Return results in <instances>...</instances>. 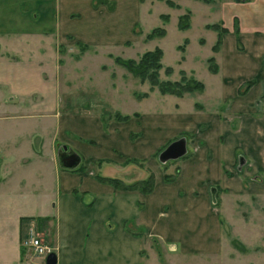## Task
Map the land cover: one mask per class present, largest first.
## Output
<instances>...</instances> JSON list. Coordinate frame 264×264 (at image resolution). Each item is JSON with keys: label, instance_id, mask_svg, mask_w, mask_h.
<instances>
[{"label": "crops", "instance_id": "0c3cea01", "mask_svg": "<svg viewBox=\"0 0 264 264\" xmlns=\"http://www.w3.org/2000/svg\"><path fill=\"white\" fill-rule=\"evenodd\" d=\"M242 1L226 0L221 7L227 11V30L215 52L218 69L211 72L218 77L214 104H224L221 114L185 115L190 127L198 118L205 122L198 135L203 150L180 159L169 181L150 167L152 188L142 192L97 180L92 174L101 168L90 164L83 170L78 164L58 165L56 151L62 143L76 151L80 139L99 137L102 145L91 143L95 154L82 152L95 159L108 155L111 139L95 137L96 129L94 136L64 133H74L75 118L91 119L94 125L98 119L69 117L59 108L57 55L48 39L61 32L55 28L57 0H0V264H45L40 257L45 255L22 244L29 233L50 247L55 264H224L222 206L207 198V188L216 184L232 193L264 191V0L254 3L263 7L256 18L249 9L257 8ZM247 79L252 84L237 94ZM237 147L250 164L242 177L233 170ZM122 168L123 176L111 177L126 184L149 174L134 164ZM251 173L262 180L245 185L243 178ZM230 219L238 224L240 237H248L245 229L251 227L264 234V214ZM152 239L158 247L147 242Z\"/></svg>", "mask_w": 264, "mask_h": 264}, {"label": "rangeland", "instance_id": "374dc122", "mask_svg": "<svg viewBox=\"0 0 264 264\" xmlns=\"http://www.w3.org/2000/svg\"><path fill=\"white\" fill-rule=\"evenodd\" d=\"M225 1L57 0L55 28L61 32L48 34V39L57 55L59 108L69 117L85 114L98 119L94 125L91 119L85 122L84 118H75L74 133L70 130L64 133L77 138L78 133L94 136L97 130L95 137L99 134L104 139H111L108 155L95 159L84 158L83 153L95 154L96 148L91 143L102 145L103 139L79 140L83 147L75 148L80 156L78 167L81 170L90 164L101 168L92 174L97 180L98 177H109L120 181L117 177L123 176L122 167L134 164L149 173H152L150 167H156L163 174L175 177L180 159L192 150H203V140L198 135L206 128L205 122H199L201 118H198L190 127L192 123L187 125L190 121L185 115L193 111L199 116L203 112L221 114L224 104H214L219 100L216 92L218 77L210 68L218 69L215 52L219 45L217 49L212 46L227 14L221 9ZM255 1L241 2L244 6L257 8L249 9L254 18L260 16L263 8L254 4ZM180 16H183L181 21L187 23L184 28L178 27ZM235 21L233 18L234 27ZM158 28L162 29L161 35L147 36ZM154 47H159L162 52L158 80H180L184 75L204 83L205 90L201 92L202 87L183 91L180 95L162 93L145 76L141 78L116 60L132 58L136 61L142 52ZM167 66L170 72L165 71ZM247 80L238 85L237 94L243 93L239 89ZM261 98L264 100V93ZM229 121L230 125L235 122L231 116ZM179 137L185 138L186 152L161 162L158 153ZM237 148L235 152L240 150ZM239 152L235 153L233 170L240 172L242 177L241 171L250 168V164ZM210 153L209 150L208 156ZM243 179H246L245 185L262 180L258 173L247 174ZM206 195L214 206H222L220 215L227 246L224 264H264V238L260 239L264 237L263 232H253L251 227L248 231L245 229L249 238L240 237L236 233L238 224L230 219L233 216V219L244 217L246 220L249 215L252 218L264 214V191L263 194L255 193L246 188L232 193L213 184L207 188ZM226 215L228 220H224ZM261 225L263 227V222ZM147 242L153 248L158 247L154 239ZM25 251L32 252L30 249ZM169 260L175 262V259Z\"/></svg>", "mask_w": 264, "mask_h": 264}, {"label": "trees", "instance_id": "16d2710c", "mask_svg": "<svg viewBox=\"0 0 264 264\" xmlns=\"http://www.w3.org/2000/svg\"><path fill=\"white\" fill-rule=\"evenodd\" d=\"M183 16L179 17L178 27L184 28L187 26L186 22H182ZM215 26V25H213ZM227 29L223 27H219L217 31V38L215 43L213 44V49H217L220 44V34L225 32ZM234 31L237 32V27L235 25ZM162 29L158 28L148 33V37L153 35H161ZM161 49L159 47H154L152 50H146L141 53L140 57L134 61L132 58H117L116 60L126 66L133 73L138 74L141 78L144 76L150 81L152 85H156L158 90L162 93H173L180 95L183 91H190L192 89H201L203 87L202 82L191 79L190 77L186 78L184 75H181L180 80H158L157 78V70L160 68L161 64L159 62V58L161 56ZM210 59V58H209ZM166 72H170V67H165ZM211 72H215L216 69L210 68ZM253 82L252 79H249L245 82L242 89H239V92H244L247 87ZM163 178L165 181H169L173 178L172 175L163 174ZM100 181L109 182L113 186L122 189H139L142 192H148L152 188L153 184V174L150 172L146 178L140 179L131 183H123L121 180H117L109 177H98Z\"/></svg>", "mask_w": 264, "mask_h": 264}, {"label": "water", "instance_id": "95a60500", "mask_svg": "<svg viewBox=\"0 0 264 264\" xmlns=\"http://www.w3.org/2000/svg\"><path fill=\"white\" fill-rule=\"evenodd\" d=\"M186 152L185 150V138L179 137L170 141L159 153L158 159L161 162L166 161L170 158H177L183 155ZM57 163L60 167L64 168H73L79 162V154L68 147L65 143H62L57 147L56 151ZM56 256L53 251H49L44 256L45 264H55Z\"/></svg>", "mask_w": 264, "mask_h": 264}, {"label": "built area", "instance_id": "2783aa9c", "mask_svg": "<svg viewBox=\"0 0 264 264\" xmlns=\"http://www.w3.org/2000/svg\"><path fill=\"white\" fill-rule=\"evenodd\" d=\"M22 244L30 247L35 254L45 255L50 251V247L36 233H29L27 237L22 239Z\"/></svg>", "mask_w": 264, "mask_h": 264}]
</instances>
